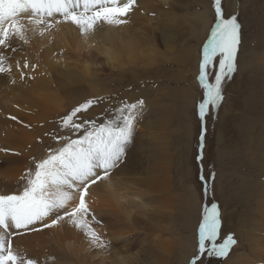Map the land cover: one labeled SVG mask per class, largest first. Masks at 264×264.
Segmentation results:
<instances>
[{"label":"rangeland","instance_id":"obj_1","mask_svg":"<svg viewBox=\"0 0 264 264\" xmlns=\"http://www.w3.org/2000/svg\"><path fill=\"white\" fill-rule=\"evenodd\" d=\"M231 1L222 0V7L226 17L237 14L241 25L237 71L231 78H226L220 107L210 108L203 125L198 116V104L203 99L198 75L202 47L216 22L214 0H150L148 10L143 9L146 0H137L132 14L126 17L129 23L132 22L130 25L125 24L129 32L140 29L138 36L143 37V42L152 48V56H142L139 60L124 61L126 64L123 62L115 66L99 61V65L85 78L75 83H65L52 77L62 105L49 115L46 128L33 139L35 151L28 159L27 170L32 167L33 157L39 159L49 147L57 146L54 137L70 134L61 128V118L79 104L103 97L81 116L82 119L103 122L109 115L108 110L121 102L144 100L142 116L136 124L126 162L113 174L148 181L152 179L154 186H148L146 195L155 199L166 195L170 197L171 203L160 230L145 232L136 229L129 233L126 241L111 240L112 243L103 236L108 246L133 253V264H190L197 251L202 209L206 204L202 192L203 181L199 177L202 173L207 178L212 169L216 174L214 199L221 210L220 235L233 234L237 243L227 257L205 256L202 257L203 264H248L243 258L245 255L252 258L255 257L254 253L261 255V245L258 246L254 239H264L261 225L264 223L261 216L264 204L261 201L264 200V74L261 77V70L264 69V0L259 2L262 7L255 13L251 12L252 7H249L247 0H234L236 12L233 13ZM201 12L210 22L203 30ZM244 24L247 27L244 28ZM12 42L15 53L25 50L26 44L16 43L14 39ZM14 52L9 49L4 54L8 57ZM72 63H76L74 59ZM255 68L260 70L256 84L252 80L247 83L246 71ZM212 78L210 76V80ZM262 78L260 85L258 81ZM259 99L262 101L259 102ZM247 103L251 104L252 112L245 110ZM202 126L207 131L201 168L197 157ZM154 131H164L163 145L149 138ZM7 153L0 154L2 161ZM162 181L165 183L163 188L160 186ZM22 185L21 178L17 182L0 179V193L16 191ZM141 218L146 219L145 216ZM106 227L112 228L110 223ZM159 238L167 239L170 246L162 259L151 252L159 249ZM52 250L45 249L46 254L54 252L48 261L60 264L56 260L60 254ZM105 255H108L106 264H112L108 259H114L111 252ZM44 259L47 260L46 256Z\"/></svg>","mask_w":264,"mask_h":264},{"label":"snow or ice","instance_id":"obj_2","mask_svg":"<svg viewBox=\"0 0 264 264\" xmlns=\"http://www.w3.org/2000/svg\"><path fill=\"white\" fill-rule=\"evenodd\" d=\"M137 0H0V74L10 73L11 64L4 54L13 38L29 43L27 33L40 36L61 24H72L85 36L104 25L119 26ZM216 22L202 47L198 81L203 99L198 116L204 124L210 108L218 109L223 100V84L237 71V54L241 43V25L237 14L225 16L222 0H214ZM19 66V62H17ZM28 68L27 61L23 65ZM214 71V76H213ZM23 74V73H22ZM210 76L213 78L210 80ZM15 83V81H13ZM103 97L88 99L61 118V128L69 135L54 137L57 146L49 147L21 177L23 185L16 191L0 193V264H39L37 258L21 254L13 247V237L43 229L59 228L68 223L86 237L89 244L106 249L108 242L93 227L97 220L90 206V189L109 181L126 162L133 143L136 124L142 116L144 100L121 102L103 122L82 119ZM12 120L17 117L12 116ZM199 137L198 160L203 167L204 138ZM7 152V149H0ZM214 169L207 178L201 173L202 192L208 203L202 209L198 246L190 264H203L202 257H227L237 240L233 234L221 237V210L215 202Z\"/></svg>","mask_w":264,"mask_h":264},{"label":"bare ground","instance_id":"obj_3","mask_svg":"<svg viewBox=\"0 0 264 264\" xmlns=\"http://www.w3.org/2000/svg\"><path fill=\"white\" fill-rule=\"evenodd\" d=\"M261 1L247 0L246 2L249 3V7H252L251 12L255 13L262 7L259 3ZM149 5L150 0H146L143 9L148 10ZM137 11L139 13V10ZM231 11L236 12L234 0L231 1ZM242 12L243 10L240 12L241 15ZM134 18L135 16H133ZM200 22L202 23V30L207 27L209 22L207 16L202 12L200 13ZM127 23L130 25L128 21ZM123 25H104L100 31L88 37L83 36L76 26L67 23L58 25L56 29L44 36L28 31L29 43L26 44L25 50L18 53L14 52V55L8 56V63L11 64L12 71L0 74V149L8 150V153L0 151V154H8L3 158L7 162L2 165L0 162V179L17 182L24 175V171H27L28 168V159L35 151L33 150V139L46 128L49 115L61 107L62 101L52 77H57L65 83H75L85 78L96 65H99V61L105 65L115 66L123 64L124 61L131 62L142 56L150 57L153 55L152 48L143 42V37L138 36L140 29L135 28V31L129 32L126 24ZM245 26L244 24V28ZM13 39L16 43L21 42L16 38ZM72 58L76 63H72ZM26 61L29 64L28 68L23 67ZM17 62H19V66ZM246 73L248 75L246 82L252 80L256 84L260 70L257 68L249 69ZM263 74L264 69L261 70V77ZM263 78L258 81L260 85ZM261 101L259 99V102ZM250 105L245 104L246 111L251 110ZM255 109L257 108L255 107ZM12 116L17 117V120H12ZM163 132H151L149 138L163 145L165 143ZM159 159L162 160V158ZM151 181L152 179L148 181L139 177L126 178L112 174L109 181L90 189L88 200L97 220L100 221V223H93V227L101 234L102 238L104 236V238H109V241H126L129 239V233L136 229L145 232L160 230V225H162L163 218L166 217V210L170 207L171 201L170 197L166 195H160V197H156L157 199L154 196V198L147 196L148 186H154ZM164 184L162 181L161 188ZM260 207L262 206L260 205ZM262 208L261 216L264 219V204ZM141 216H145L146 219L141 218ZM109 223L112 228L107 229L106 226ZM261 225L264 230V223ZM254 240L258 246L261 245V255L254 253L255 259L247 255L243 258L248 264H264V239ZM158 241L159 249L156 251H152L150 246L148 247L151 252L162 259L170 246L167 239L159 238ZM13 247L21 254L30 258H37L39 264H53L48 259L54 256V252L53 254H46V248L53 249L52 251L60 254L56 259L61 262L60 264H106L108 255L105 254L109 251L114 257V259L108 258L112 264H133L134 260L133 253H126L115 246H108L106 249L92 247L86 237L68 223H63L59 228L43 229L13 237ZM45 256L47 260L44 259Z\"/></svg>","mask_w":264,"mask_h":264},{"label":"water","instance_id":"obj_4","mask_svg":"<svg viewBox=\"0 0 264 264\" xmlns=\"http://www.w3.org/2000/svg\"><path fill=\"white\" fill-rule=\"evenodd\" d=\"M200 151V150H199ZM1 162V165L3 164V163H6L7 161H0Z\"/></svg>","mask_w":264,"mask_h":264},{"label":"flooded vegetation","instance_id":"obj_5","mask_svg":"<svg viewBox=\"0 0 264 264\" xmlns=\"http://www.w3.org/2000/svg\"><path fill=\"white\" fill-rule=\"evenodd\" d=\"M206 203H208V199L206 198Z\"/></svg>","mask_w":264,"mask_h":264}]
</instances>
